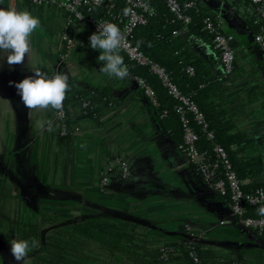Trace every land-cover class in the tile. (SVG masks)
<instances>
[{"label": "crops", "instance_id": "0c3cea01", "mask_svg": "<svg viewBox=\"0 0 264 264\" xmlns=\"http://www.w3.org/2000/svg\"><path fill=\"white\" fill-rule=\"evenodd\" d=\"M200 1L218 13L222 30L235 38L231 80L222 79L219 56L204 41L193 37L185 49L210 69L216 82L213 102L229 111L233 130L247 136L232 149L242 159L261 157L259 179L264 182V51L246 21L254 14L243 2L234 6L221 0ZM16 2L19 11L40 19L31 35V62L52 73L64 51L61 35L68 29L76 45L58 68L68 75L70 85L94 95L79 98L72 106V114L88 109L90 116L69 121V137L59 140L57 126L50 125L52 107L34 110L29 119L32 110L9 85L32 74L27 57L22 64L9 65L0 54V174L9 180L11 190L8 217L20 212L22 222L32 223L43 212L56 213L62 216L57 228L97 217L128 221L157 244L186 242L187 235L181 232L185 228L203 234L198 242L214 254L207 264H264V233L242 227L230 216L228 200L204 182L154 117L127 57L117 52L128 75L109 77L100 71V50L88 46L93 33L89 26L69 23L68 14L52 0ZM0 7L9 8V0H0ZM117 159H124L129 176L122 177L115 167L109 171V182L101 185L102 172ZM261 208L264 204L256 210L260 215ZM51 228L44 226L42 234ZM0 236L6 245H0V264H18L9 252V239ZM26 260L32 264L29 254Z\"/></svg>", "mask_w": 264, "mask_h": 264}, {"label": "trees", "instance_id": "16d2710c", "mask_svg": "<svg viewBox=\"0 0 264 264\" xmlns=\"http://www.w3.org/2000/svg\"><path fill=\"white\" fill-rule=\"evenodd\" d=\"M24 3H32V0H22ZM115 3L114 13L126 8L122 0H111ZM154 8L151 15H146V22L138 25L131 36V41L150 60L164 67L169 73L172 82L179 90L193 102L201 113L206 124V130L195 119V114L188 112L187 117L191 127L198 135L196 147L199 152H204L210 160H213V146H221L227 153L232 169L236 176L242 180L248 179V183L242 186L245 193L254 194L257 190L264 192V182L259 179L263 161L261 157L250 159L240 158L239 151L232 146L244 141L246 135L235 132L229 111L213 102L216 96V82L210 77L211 71L206 63L190 54L185 45L193 37L208 44L212 49L213 34L204 28L206 17L215 18V13L209 10L200 0H177L182 13L190 17L189 23H184L174 15L161 0H145ZM194 3L192 7H186L188 3ZM249 6V0H238L234 6L240 4ZM264 4V0H263ZM98 15H102L99 12ZM246 21L253 33L260 30V24L255 16H247ZM234 47L235 42L232 43ZM218 56L219 53L214 50ZM220 59V58H219ZM137 77H141L155 91L159 106L154 108L149 105L154 117L160 122L164 131L180 146L183 143L182 123L175 111L177 100L169 96L159 80L149 72L145 66L130 63ZM191 67L190 74L187 69ZM222 79L224 78L222 73ZM69 83V82H68ZM94 94L86 89L69 87L63 101L66 109L67 132L61 135V124L53 122L57 126L56 135L59 140L69 137V121L83 119L90 116L88 109L81 113L72 114V106H77L80 99H90ZM80 98V99H79ZM54 110V108H52ZM166 110V115L161 113ZM52 115H50L51 118ZM211 132L213 138L209 139L207 133ZM9 180L0 174V235L7 239H27L31 250L28 253L32 264H162L160 248L171 249L170 258L165 264H174L181 261L182 264H207L214 259V254L204 245L196 242L189 244L180 241H166L157 244L148 239V235L140 230L133 222L113 221L102 217L73 221L68 226L57 228L56 224L62 222L56 213L43 212L37 220L30 223L21 221V213H16L10 219L7 211L11 199ZM16 198V196H14ZM227 200L228 197L224 196ZM257 208L249 206L248 214L257 217ZM44 226H51L45 235L42 234ZM182 233L189 235L185 228ZM35 241V246L31 242ZM3 242L0 236V245ZM193 252L198 259L195 262L190 253Z\"/></svg>", "mask_w": 264, "mask_h": 264}, {"label": "built area", "instance_id": "2783aa9c", "mask_svg": "<svg viewBox=\"0 0 264 264\" xmlns=\"http://www.w3.org/2000/svg\"><path fill=\"white\" fill-rule=\"evenodd\" d=\"M58 4L64 12L68 14V22H79L89 26L93 32L97 30V26L104 23L116 24L123 36L121 47L119 52L123 53L130 63H134L140 66L148 68L149 72L153 74L166 90L167 94L177 100L175 111L179 115V119L182 123L183 131V143L180 145V149L186 156L187 160L194 165L197 172L201 175L204 182L214 191L222 196L228 197V205L230 207V216L234 217L240 226L249 228L255 231L257 234L264 233V214L257 217L250 216L248 214V207L258 208L264 204V192L257 190L254 194L245 193L242 186L245 184V180H242L236 176V173L232 169L231 162L228 158L226 151L219 145L213 146V160H210L204 152H199L196 147V141L198 135L191 127L190 121L187 117L188 112L195 114V119L206 130V124L203 120L201 113L196 108L195 104L186 97L179 88L172 82L169 73L166 69L159 64L150 60L142 51L133 45L131 36L134 29L146 22V15H151L154 12L153 6L145 0H122L126 8L122 11H116L114 13L115 3L111 0H52ZM163 1L170 12L176 15L184 23H189L190 17L182 13L180 4L177 0H161ZM226 3L236 4L238 0H221ZM34 3L42 4L45 0H32ZM249 6L252 13L256 17L260 24V30L254 36L255 43L264 51V4L263 0H249ZM194 3L190 2L186 4V7H192ZM16 8L19 11V6L16 0H9V8ZM102 12V15H98ZM204 28L213 34L212 45L213 49L219 53L220 62L223 68V76L228 79L232 76L235 67L236 48L232 45L234 42V36L226 33L222 30L221 20L218 14L215 18L206 17L204 20ZM61 44L64 47V51L61 55V59L49 76L55 73H61L58 68L65 59L68 58L71 50L75 47L76 43L74 38L69 34L68 29L61 35ZM187 71L191 74L193 69L189 67ZM136 82L139 89L148 98L151 105L154 108L159 106L156 98L155 91L147 83V81L141 77H136ZM86 105V103H84ZM166 110L161 113V117L166 115ZM66 109L64 103L60 109H54L50 118V125L54 121H58L61 124V135L67 132ZM208 138L212 139L213 134L207 133ZM115 167H119L122 177L129 176V170L124 159H117L107 166L105 173L101 174V185L104 179H108L109 171ZM227 223V219L221 222ZM187 231V229H186ZM203 234L187 235V243L193 244L202 240ZM160 258L163 263L170 258L171 249L168 247L160 248ZM195 262H198L195 254L190 253Z\"/></svg>", "mask_w": 264, "mask_h": 264}, {"label": "clouds", "instance_id": "9594fccd", "mask_svg": "<svg viewBox=\"0 0 264 264\" xmlns=\"http://www.w3.org/2000/svg\"><path fill=\"white\" fill-rule=\"evenodd\" d=\"M39 25L40 19L29 11L21 12L14 7H0V54H4L9 65L22 64L27 57L28 67L32 73L19 81H9V85L17 90L24 106L32 110L29 112V119H32L33 111L36 109H46L49 106L60 109L69 87L67 74L55 73L49 76L31 62L34 56L31 35ZM122 40L119 27L110 22L97 26V30L89 36L88 46L100 50L97 58L103 62L100 71L109 77L123 79L128 75L122 56L117 54ZM108 182L107 178L103 181L105 184ZM260 212L264 214V208H261ZM8 243L9 252L18 264L20 262L27 264L26 258L31 250L29 240L11 239ZM31 245L35 246V241H32Z\"/></svg>", "mask_w": 264, "mask_h": 264}, {"label": "water", "instance_id": "95a60500", "mask_svg": "<svg viewBox=\"0 0 264 264\" xmlns=\"http://www.w3.org/2000/svg\"><path fill=\"white\" fill-rule=\"evenodd\" d=\"M216 14H218V13H216ZM142 92V91H141ZM143 93V92H142ZM145 96V95H144ZM145 98H146V101H147V103H149V100H148V98L145 96ZM2 247H6V245L3 243L2 245H1Z\"/></svg>", "mask_w": 264, "mask_h": 264}]
</instances>
